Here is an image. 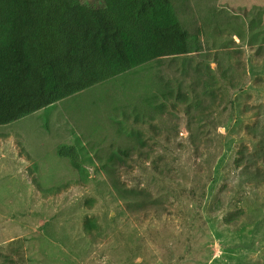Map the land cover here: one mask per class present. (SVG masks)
<instances>
[{
  "label": "rangeland",
  "instance_id": "obj_1",
  "mask_svg": "<svg viewBox=\"0 0 264 264\" xmlns=\"http://www.w3.org/2000/svg\"><path fill=\"white\" fill-rule=\"evenodd\" d=\"M175 1L200 50L0 126V264H264V0Z\"/></svg>",
  "mask_w": 264,
  "mask_h": 264
},
{
  "label": "trees",
  "instance_id": "obj_2",
  "mask_svg": "<svg viewBox=\"0 0 264 264\" xmlns=\"http://www.w3.org/2000/svg\"><path fill=\"white\" fill-rule=\"evenodd\" d=\"M201 44L173 0H0V126Z\"/></svg>",
  "mask_w": 264,
  "mask_h": 264
},
{
  "label": "crops",
  "instance_id": "obj_3",
  "mask_svg": "<svg viewBox=\"0 0 264 264\" xmlns=\"http://www.w3.org/2000/svg\"><path fill=\"white\" fill-rule=\"evenodd\" d=\"M174 2H175V4H176V6L178 7V10L179 11H188V9L190 8V6L189 5H187V3H185V1L183 2L182 1V4H180V6H179V4L175 1V0H173ZM190 16V18H191V21H192V23H193V19L195 18V15H194V18H193V16H191V14L189 15ZM181 19V18H180ZM192 33V32H191ZM235 38V37H234ZM236 39V38H235ZM237 40V39H236Z\"/></svg>",
  "mask_w": 264,
  "mask_h": 264
}]
</instances>
